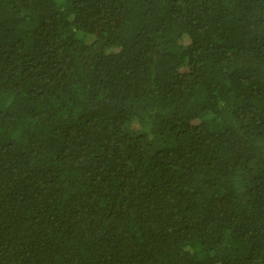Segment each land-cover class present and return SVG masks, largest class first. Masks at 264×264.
<instances>
[{
    "label": "trees",
    "instance_id": "1",
    "mask_svg": "<svg viewBox=\"0 0 264 264\" xmlns=\"http://www.w3.org/2000/svg\"><path fill=\"white\" fill-rule=\"evenodd\" d=\"M0 264H264V0H0Z\"/></svg>",
    "mask_w": 264,
    "mask_h": 264
}]
</instances>
